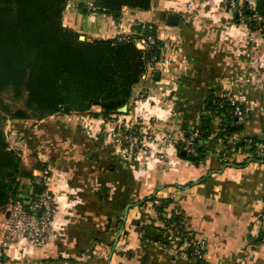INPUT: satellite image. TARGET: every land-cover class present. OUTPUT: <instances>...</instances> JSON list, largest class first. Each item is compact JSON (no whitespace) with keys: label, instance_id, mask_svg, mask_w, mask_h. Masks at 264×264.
I'll use <instances>...</instances> for the list:
<instances>
[{"label":"crops","instance_id":"0c3cea01","mask_svg":"<svg viewBox=\"0 0 264 264\" xmlns=\"http://www.w3.org/2000/svg\"><path fill=\"white\" fill-rule=\"evenodd\" d=\"M68 6L63 23L88 40L115 38L139 23L157 29L163 60L134 86L121 114L139 130L155 127L150 119L156 117L174 136H187L200 126L211 97L230 92L236 99L243 92V128L234 137L264 140V39L224 0H151L149 10L125 7L117 17L76 0ZM170 14L179 16L177 24L168 22ZM141 90L147 97L136 107ZM93 113H84L87 124L71 122L76 113H58L26 127L24 149L44 162L37 173L46 174L59 207L56 234L45 245L21 240L3 248L0 213V264H193L184 233L168 229L157 211L162 200L172 201L166 217L182 214L206 242L209 264H264V243L257 241L264 229V162L236 165L249 154L237 142L215 141L219 118L211 124L206 159L195 165L178 153L162 161L159 148L142 155L123 150L98 129L103 115ZM30 181L21 179L20 189L30 190Z\"/></svg>","mask_w":264,"mask_h":264},{"label":"trees","instance_id":"16d2710c","mask_svg":"<svg viewBox=\"0 0 264 264\" xmlns=\"http://www.w3.org/2000/svg\"><path fill=\"white\" fill-rule=\"evenodd\" d=\"M69 1L0 0V211L20 199L17 196L21 179L32 178L34 169H45L41 160L33 169L27 168L20 150L10 147L4 129L7 119L43 120L58 113H93L90 110L94 106L101 107L99 114L105 117L121 114L118 110L129 103L134 86L145 74L148 60L160 53L156 48L144 51L133 41L116 38L81 40V33L63 23ZM95 6L97 12L117 17L115 13L125 7L149 10L151 0H95ZM260 12L264 14V8ZM245 13L250 15L252 11L245 7ZM157 43L162 46L160 40ZM210 99L207 108L211 114L201 118L196 153L183 156V150L178 151V155L195 165L206 159L214 118L220 119V129L215 135L217 143L219 136H232L243 128L230 99L225 96ZM190 135L189 132L187 136ZM261 143L264 140L257 137L239 140L236 149L249 155L235 164L264 162V151L259 152ZM223 146L230 147V142L224 140ZM41 191L42 188L35 187L32 195ZM171 202L162 200L157 204L166 227L179 228L187 239L188 232H192L196 239L182 214L173 212L166 217ZM263 239L264 229L260 230L257 241ZM189 255L193 264H209L203 255H194L192 246Z\"/></svg>","mask_w":264,"mask_h":264},{"label":"built area","instance_id":"2783aa9c","mask_svg":"<svg viewBox=\"0 0 264 264\" xmlns=\"http://www.w3.org/2000/svg\"><path fill=\"white\" fill-rule=\"evenodd\" d=\"M70 0L67 4L70 5ZM78 4L83 3L90 11L96 12L95 0H76ZM227 4L228 10L237 15L238 21L244 25H253V31L262 36L264 39V14L257 8V0H224ZM245 7L252 11L246 14ZM67 8V7H66ZM185 21L191 22L192 16H187ZM137 27H140L138 30ZM118 41H133L136 46L144 51L151 49H158L160 53L154 55L153 60L159 63L163 60V47L157 42L160 40L157 29L154 25L149 23H139L133 25V30L127 34L117 35L115 37ZM161 41V40H160ZM155 67V66H154ZM147 73V72H146ZM145 73V74H146ZM145 91H139L135 98L134 105L140 107V104L146 99ZM225 97L231 100L235 105L234 115L241 120L244 118L245 109L242 106L245 94L239 92L237 98L234 99L232 93H226ZM122 114V113H121ZM121 114H112L105 117L103 120L106 123L107 135L116 142L123 150H134L144 154L150 152L152 148H159L160 159L165 162L169 161L172 154L178 153L182 149L187 154H194L197 150L198 139L200 137V128H191L190 136H185L181 133L180 136H174L170 129H163L157 122L156 117L150 119V126H155L152 129L139 130L137 126ZM211 114V110H207L206 115ZM100 127H102L100 125ZM100 130V128H98ZM218 143L223 145L224 140L230 143L237 142L234 135L219 136ZM201 142V141H200ZM264 143L259 145V152L263 153ZM44 172H41L36 177H44ZM42 182V181H41ZM43 184V183H42ZM9 216L5 217L3 222V238L1 240V247H10L18 241H25L32 245H45L47 241L55 237V230L53 227L56 216L59 213V207L56 202L55 195L49 187L43 189L40 193L28 197L26 200H14L7 208ZM260 220L264 219V209L259 214ZM261 228H264L263 223ZM187 244L194 249L195 256L205 257L206 242L201 239L193 238V233L188 232ZM264 243V239L262 240Z\"/></svg>","mask_w":264,"mask_h":264},{"label":"rangeland","instance_id":"374dc122","mask_svg":"<svg viewBox=\"0 0 264 264\" xmlns=\"http://www.w3.org/2000/svg\"><path fill=\"white\" fill-rule=\"evenodd\" d=\"M68 9H72L71 6H67L66 10ZM76 10V9H75ZM153 25V24H152ZM162 42V41H161ZM162 47H163V44H162ZM164 52V49L162 50ZM155 56L153 55L147 62V65H146V72H149V74H151L153 71H155V68L156 66H158L157 64L158 63H155V61L153 60ZM155 66V67H154ZM151 72V73H150ZM148 73L145 74V76H147ZM152 76V74L150 75ZM143 78V77H142ZM152 78V77H151ZM6 98H8V96L6 95L5 96ZM6 100H10V99H6ZM12 101V100H11ZM13 104L15 105H18L17 102L15 101H12ZM74 114V113H73ZM89 114V113H88ZM72 115V114H71ZM76 117H74V119L72 118H69V120L71 122L75 121L76 124H82V123H85L87 124L89 122V119H83L82 117L85 116L84 113H76L74 114ZM80 115H82L80 117ZM50 117V116H49ZM49 117H46L45 119L43 120H36V119H26V120H19V119H7V121L5 122V126H4V129H5V134H6V137H7V140L9 142V144L11 145L10 147H12V145L14 146L13 149H17V150H20L21 152V156H22V159H23V162L25 164V166L27 168H32L33 169V166L35 165V163L39 160L38 157L36 156H33V155H30V153H28V151H26L24 149V143L22 141V137L25 136V130L27 129L26 127L28 126H36L38 125L39 123L43 122L44 120L48 119ZM105 118V116H103V119ZM92 119H94L92 117ZM100 125L102 127H100ZM106 123L104 121H101V123H99V127L101 129V131H104L105 133H107L106 131ZM16 128H20V130H22V134L21 135H15L14 131H16ZM95 132V131H93ZM92 133V132H91ZM39 173H37V169H34L33 170V177L30 178L31 181H30V185H31V188L30 190L27 189V187L24 185L23 186V190L20 189V195L17 196V198H20L22 200H26L28 199V197H32V194H33V191L35 190V187H39V188H42L45 189L46 187H48L49 185V179L47 178H44V177H36L38 176ZM46 175V174H44ZM42 181V182H41ZM21 182V181H20ZM43 183V184H42ZM53 192V191H52ZM54 194V193H53ZM14 201V200H13ZM12 201V202H13ZM10 202L9 205L7 206V208L10 206V204L12 203ZM7 208L4 210V211H0V213H3L4 214V221H5V217L6 216H9V212L7 213ZM3 221V222H4ZM2 230H3V227H2ZM2 238H3V232H2Z\"/></svg>","mask_w":264,"mask_h":264},{"label":"water","instance_id":"95a60500","mask_svg":"<svg viewBox=\"0 0 264 264\" xmlns=\"http://www.w3.org/2000/svg\"><path fill=\"white\" fill-rule=\"evenodd\" d=\"M257 8L259 10H262L264 8V0H257ZM83 11H86V8L83 9ZM121 12L117 11L115 13L116 16H120ZM168 22L172 23V24H177L179 21V16L178 15H174V14H170L168 16ZM80 39L81 40H85L86 36L84 34L80 35ZM155 76H158V72H155ZM128 109V104L124 105L122 108H120L118 111L120 113H125L127 112ZM187 153L185 151H182V155H186Z\"/></svg>","mask_w":264,"mask_h":264}]
</instances>
